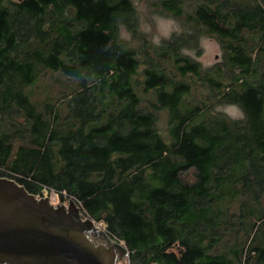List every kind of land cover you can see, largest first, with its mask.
I'll list each match as a JSON object with an SVG mask.
<instances>
[{"label":"trees","instance_id":"trees-1","mask_svg":"<svg viewBox=\"0 0 264 264\" xmlns=\"http://www.w3.org/2000/svg\"><path fill=\"white\" fill-rule=\"evenodd\" d=\"M185 1L162 0L187 26L152 45L130 0H0V176L73 198L132 264H264V0ZM202 32L213 71L183 53ZM39 68L77 82L60 104L26 90ZM189 76L207 101L187 100Z\"/></svg>","mask_w":264,"mask_h":264},{"label":"water","instance_id":"water-1","mask_svg":"<svg viewBox=\"0 0 264 264\" xmlns=\"http://www.w3.org/2000/svg\"><path fill=\"white\" fill-rule=\"evenodd\" d=\"M126 251L73 199L53 204L0 176V264H117Z\"/></svg>","mask_w":264,"mask_h":264},{"label":"rangeland","instance_id":"rangeland-1","mask_svg":"<svg viewBox=\"0 0 264 264\" xmlns=\"http://www.w3.org/2000/svg\"><path fill=\"white\" fill-rule=\"evenodd\" d=\"M12 1L16 2L20 0ZM130 1H132L134 7L136 8L138 28L141 33L147 35L148 40L152 45H159L162 39L168 38L173 33H179L187 26V24L182 23L181 18H176L163 10L161 5L162 0ZM186 3L188 5H186ZM193 4V0H186L185 10L187 11L188 9H191ZM118 36L122 41H125L126 44H129L132 47L137 46V40L132 39L127 27L121 23L118 24ZM248 49L249 47L246 48V50ZM183 53L197 61L203 71H213L214 68L223 66V50L220 42L216 37L209 36L203 32L198 37L197 47L192 49H183ZM161 61H163L162 66L165 69H174L171 65L170 59L167 58ZM143 66L144 64L142 61L140 62L138 74L135 76V79L139 80V84L143 79V75L141 73ZM38 75V80L35 79L33 85H31L35 86L36 88L32 91H30L29 87L26 89L30 92V96L37 101H42L45 95V97L49 96L51 101H54L56 104H60L59 101H56L59 98L57 96L62 93L61 91H67L69 86H73L76 82L75 80L67 79L59 72H54L45 68H39ZM175 78L179 79L180 77L176 76ZM184 81L188 82L191 86L190 95L187 96V100L189 102L207 101V99L210 98L209 90L206 87L207 85L204 83V81L199 80L195 76H189L187 79L185 78ZM220 81L225 85L230 81V75L226 74V77L220 78ZM246 84L249 83L246 81L240 84V86H245ZM44 88L46 91L43 92ZM213 110V112H222L231 118H241L243 116L242 110L236 105L216 103L213 104ZM61 113H65L64 106L61 107ZM159 125L162 127L163 122L160 121ZM42 194H44V196H48L49 201L53 204H66L71 199L67 196H64V200L60 201L59 197L54 192H49L48 195H46L44 192Z\"/></svg>","mask_w":264,"mask_h":264},{"label":"built area","instance_id":"built-area-1","mask_svg":"<svg viewBox=\"0 0 264 264\" xmlns=\"http://www.w3.org/2000/svg\"><path fill=\"white\" fill-rule=\"evenodd\" d=\"M45 192V191H44ZM51 192H54L57 196H58V194L55 192V191H53V190H50V193ZM36 196H38V197H42V196H44V194L42 195V196H39V195H36ZM69 198H71V197H69ZM71 199H73V198H71ZM74 200V199H73ZM75 201V200H74ZM77 204V203H76ZM94 223H95V225L96 226H98L99 228H102V229H104L103 228V226H102V221H99V222H95L94 221ZM115 240V239H114ZM116 241H118V240H116ZM120 244H122L124 247H126L122 242H120V241H118ZM126 249H127V251H126V254H125V256H124V258L122 259V260H120L117 264H132L131 263V261H130V259H129V250H128V248L126 247Z\"/></svg>","mask_w":264,"mask_h":264}]
</instances>
